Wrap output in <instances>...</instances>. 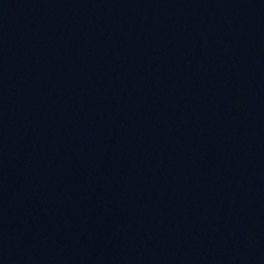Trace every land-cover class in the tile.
Instances as JSON below:
<instances>
[{
	"label": "water",
	"instance_id": "obj_1",
	"mask_svg": "<svg viewBox=\"0 0 264 264\" xmlns=\"http://www.w3.org/2000/svg\"><path fill=\"white\" fill-rule=\"evenodd\" d=\"M179 0H0V264H27L137 92Z\"/></svg>",
	"mask_w": 264,
	"mask_h": 264
}]
</instances>
